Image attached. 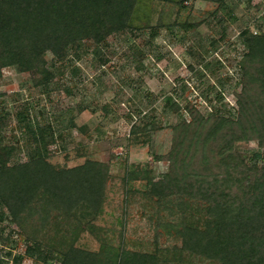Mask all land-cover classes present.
I'll return each mask as SVG.
<instances>
[{"label":"trees","instance_id":"trees-1","mask_svg":"<svg viewBox=\"0 0 264 264\" xmlns=\"http://www.w3.org/2000/svg\"><path fill=\"white\" fill-rule=\"evenodd\" d=\"M198 1L216 4L220 10L226 2ZM155 2L183 9L182 2L175 0H0V51L4 53L0 68L37 71L33 86L47 92L56 76L55 65L80 60L86 43L94 46L99 65H105L108 59L102 48L108 37L147 31L154 39L161 29L174 27H165L160 19L151 24ZM239 38L244 53L237 65L235 107L221 102L203 115L192 106L181 109L171 98L164 99V105L180 118L171 128V146L163 157L168 172L158 179L156 193L157 202L169 216L178 218L165 225L167 233L173 232L181 242L173 251L133 252L108 241L97 252L74 247L83 225L91 226L101 212L107 165L91 160L72 168L50 164L49 146L55 141L59 123L56 118L54 124L41 125L28 103L14 113L29 146L28 158L10 164L17 148L5 144L2 133L10 114L0 113V222L10 218L22 235L34 217L39 224L34 226L36 233L59 214L62 220L56 219L55 224L65 219L64 225L69 220L77 222L66 251L45 250L34 234H27L31 243L26 256L42 264H172L185 261L184 255L215 264H264V34L251 35L249 29H243ZM46 54L51 55V61ZM102 110L106 115L110 112L105 106ZM145 125L155 129L153 123ZM80 133H87L85 127ZM130 134L135 135L133 127ZM249 142H256L259 151L247 158L238 153L237 146ZM135 178L127 172L125 181ZM21 259V255L14 258L16 262Z\"/></svg>","mask_w":264,"mask_h":264},{"label":"rangeland","instance_id":"rangeland-1","mask_svg":"<svg viewBox=\"0 0 264 264\" xmlns=\"http://www.w3.org/2000/svg\"><path fill=\"white\" fill-rule=\"evenodd\" d=\"M175 1H181L183 9L163 2L151 7L152 25L160 19L165 27H174L161 29L154 39L147 31L108 37L102 48L108 59L105 65H99L94 46L86 43L80 60L55 65L56 76L47 92L33 86L37 71L0 68V113L4 110L10 114L2 135L5 144L17 148L10 164L28 158L29 146L14 118L15 111L28 103L41 125L54 124L56 118L59 123L55 141L49 146L50 164L72 168L91 160L108 167L101 212L91 226L83 225L74 243L78 249L97 252L104 241L148 254L180 247V239L173 232L168 234L165 226L178 218L176 214L169 216L156 198L157 181L168 172L163 157L171 146V128L180 122L179 116L164 105V99L171 98L181 109L192 106L203 115L221 102L235 107L237 65L244 53L239 33L249 29L251 35L264 34V0H226L222 10L198 0ZM184 23L191 27L181 28ZM3 57L0 51V59ZM46 59L51 61V55L46 54ZM103 106L110 111L108 115ZM146 123H153L155 129L150 130ZM82 127L86 134L80 133ZM132 127L134 136L130 134ZM237 147L247 158L259 151L256 142ZM127 172L136 178L126 182ZM1 212L7 213L3 207ZM56 219L62 220L61 214ZM56 219L36 233L34 226L39 224L34 217L22 235L19 227L4 217L0 222L2 264H42L26 256L31 243L27 234H34L45 250L66 251L77 222L69 220L64 225L65 219L55 224ZM18 255L22 259L16 262ZM183 258L185 261L172 264H215L196 256Z\"/></svg>","mask_w":264,"mask_h":264}]
</instances>
